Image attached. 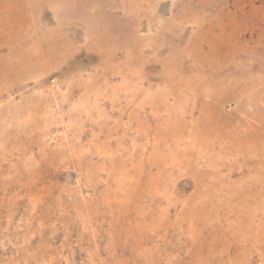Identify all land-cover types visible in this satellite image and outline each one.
<instances>
[{
	"label": "rangeland",
	"instance_id": "rangeland-1",
	"mask_svg": "<svg viewBox=\"0 0 264 264\" xmlns=\"http://www.w3.org/2000/svg\"><path fill=\"white\" fill-rule=\"evenodd\" d=\"M0 264H264V0H0Z\"/></svg>",
	"mask_w": 264,
	"mask_h": 264
}]
</instances>
